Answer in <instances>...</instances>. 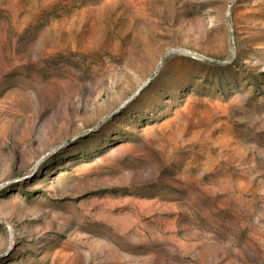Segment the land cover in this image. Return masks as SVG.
Masks as SVG:
<instances>
[{
  "label": "rangeland",
  "instance_id": "374dc122",
  "mask_svg": "<svg viewBox=\"0 0 264 264\" xmlns=\"http://www.w3.org/2000/svg\"><path fill=\"white\" fill-rule=\"evenodd\" d=\"M0 264H264V0H0Z\"/></svg>",
  "mask_w": 264,
  "mask_h": 264
}]
</instances>
